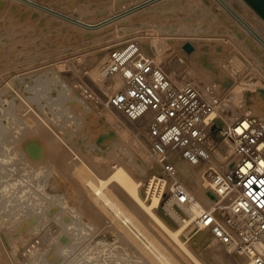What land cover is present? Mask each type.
I'll list each match as a JSON object with an SVG mask.
<instances>
[{"label": "rangeland", "instance_id": "rangeland-1", "mask_svg": "<svg viewBox=\"0 0 264 264\" xmlns=\"http://www.w3.org/2000/svg\"><path fill=\"white\" fill-rule=\"evenodd\" d=\"M41 1L94 24L142 2ZM156 1L158 7L140 11L143 7L90 29L29 2L0 0V264H160L108 221L86 183L116 166L140 181L159 172L148 139L141 141L133 127L116 124L127 118L108 105L113 93L103 95L108 77L101 68L113 45L138 42L178 85L191 81L202 89L211 84L224 98L254 80L255 88L238 94V104L264 118L258 90L264 87V45L217 0ZM238 4L264 37L261 22ZM186 40L196 52L185 53ZM229 78L233 81L227 86ZM25 142H41L44 155L30 158ZM117 187L116 182L109 185L126 208L137 212ZM155 211L169 228L180 225L165 209ZM136 214L154 228L152 235L176 264H197L156 222ZM181 238L202 264H219L212 259L211 243H197L186 231ZM210 242L218 243L213 237Z\"/></svg>", "mask_w": 264, "mask_h": 264}, {"label": "built area", "instance_id": "built-area-1", "mask_svg": "<svg viewBox=\"0 0 264 264\" xmlns=\"http://www.w3.org/2000/svg\"><path fill=\"white\" fill-rule=\"evenodd\" d=\"M116 73L125 74V86L108 97V105L132 120L152 115L150 153L162 169L145 181L146 197L169 193L193 214L196 225L210 228L231 253L264 264V121L248 114L218 130L214 114L220 98L192 84L165 85V76L138 42L110 50L106 74ZM219 134L231 154L226 168L213 177L218 201L208 207L187 190L171 157L180 152L190 163L209 162L218 149ZM221 202L227 203L223 218L218 216Z\"/></svg>", "mask_w": 264, "mask_h": 264}, {"label": "bare ground", "instance_id": "bare-ground-1", "mask_svg": "<svg viewBox=\"0 0 264 264\" xmlns=\"http://www.w3.org/2000/svg\"><path fill=\"white\" fill-rule=\"evenodd\" d=\"M22 2H26L32 6L35 7H40L43 8L44 11H51L53 14L60 15L61 18H65L67 20H70L73 23L80 24L86 28H94L100 25H104L109 23L111 20L116 19V18H123L128 15H132L131 13L136 12L138 9H141L144 7L142 10H147L154 8L155 6L158 7V4L155 5V3L158 1L156 0H142V2H137L135 5H132L131 7L125 8L123 10H119L111 15L105 16L106 18H103L102 21L94 24L91 22H88V20L76 17L71 15V13H67L64 11H61L60 9H57L52 6H48L41 0H19ZM222 6H224L234 17L235 19L244 27L246 28V31H248L256 40H258L261 44L264 45V37L258 32V25L256 26L254 22H251L250 20H246L243 14V10L241 9L240 5L238 3L241 2L242 5H244L246 8L251 10L254 14V16L261 22V26L264 30V18L260 16V14L246 1V0H238L235 2H232L230 0H217ZM148 4V6H146ZM166 4V3H165ZM146 6V7H145ZM153 6V7H152ZM42 9V10H43ZM137 13V12H136ZM51 14V13H50ZM75 15V14H74ZM127 17V18H128ZM119 18V19H120ZM128 20H123L120 21V24H125ZM124 22V23H123ZM258 28V29H257ZM131 41L128 42H123L122 44H130ZM189 42L193 49L191 51H187L184 48V45ZM147 44V43H146ZM120 45H113V49H117L118 46ZM125 46V45H124ZM127 46V45H126ZM183 50L186 52H192L195 49L194 43L192 41L186 40L183 43ZM144 47H149L148 45H144ZM123 48V47H122ZM126 48V47H124ZM147 52V51H146ZM196 52V51H194ZM148 53V52H147ZM148 55L152 58L155 68L160 70V75L163 74L165 76L166 81H163V83L166 85L167 83H173L175 86L181 87L186 84H192L196 88H198L201 92H208L211 90L213 94H215L217 97L220 98L221 105L220 108L215 112V118H216V125L218 126H230L236 122L237 119H241L245 117L246 115L250 114V106L248 105H239L238 102H240V97H238V94L242 91V85H240V88L237 90L231 89L229 92L228 98L229 100H232L231 103H229L228 98H224L220 92H218L215 88L214 85L211 84H204V88L200 89L198 84L196 82H191L188 81L182 85H178L175 79L172 78L167 71H165L164 67L161 66L160 64H157L153 58L152 55L148 53ZM109 58H110V51H109ZM108 58V59H109ZM209 61V60H208ZM208 61H204L206 65H210ZM203 63V64H204ZM205 65V66H206ZM211 66V65H210ZM107 66L101 68L102 73L105 74L108 78L104 82V84L101 86L103 88L104 92L103 95H109L110 93H114L117 91H120L124 88L125 86V74L124 73H116L113 75H107L106 74V69ZM105 68V71H104ZM212 68V67H209ZM127 74H129V71H127ZM168 75V76H167ZM238 75V74H237ZM235 74V76H237ZM159 78V77H158ZM160 79V78H159ZM174 79V80H173ZM232 81L230 78L228 79V82H226L227 86H230L232 84ZM254 81V80H253ZM247 80L246 83H244V88L243 91L244 93H249L250 89L255 88V82ZM167 82V83H166ZM124 83V85H123ZM241 84V83H240ZM243 84V83H242ZM123 85V86H122ZM238 85V83L236 84ZM235 85V86H236ZM104 86V87H103ZM120 87H122L120 89ZM237 88V87H235ZM245 90V91H244ZM258 90L262 92L261 97H264V87L258 86ZM108 97V96H106ZM224 99V100H223ZM101 100V99H100ZM228 100V101H226ZM103 102V100H102ZM241 103V102H240ZM261 106L262 100L259 102ZM116 111V110H115ZM119 112V111H117ZM122 116H124L125 120L117 121L116 124L121 125L122 127H133L134 130L136 131V134L141 141L145 140V137L149 141V146H150V138L148 135V128L151 122L152 115L150 113L136 119L132 120L126 117L123 113L119 112ZM257 117V116H256ZM260 118V117H258ZM261 120L264 121V118H260ZM219 142H218V149L216 150L215 154L212 156L211 161L209 162H200L197 164H193L188 162L183 158L180 152H174L171 157V161L176 165L177 170H178V177L182 181V183L186 186L187 190L195 195L204 205L208 207H212L216 205L218 196L214 189L212 188L213 185V177L216 172H220L227 166V158L231 154V147L225 143V141L220 137V134L218 135ZM38 142V141H37ZM144 144V143H143ZM143 146V145H142ZM24 148H25V153H27L30 158H39L42 156L43 151H42V143L39 142L33 143H24ZM144 148V147H143ZM44 155V154H43ZM218 157V159L216 158ZM152 158L156 161L154 163V169H159V171L162 169L161 165L158 163L156 158L152 156ZM28 160V159H27ZM218 164V166H217ZM192 166H199L197 167L198 169H194ZM204 166L206 169L202 168ZM152 175V174H151ZM55 177V176H54ZM148 177V176H147ZM52 180V179H51ZM23 181V180H22ZM21 181V182H22ZM144 180H135L133 177L128 175V173L125 171L124 168L120 166H116V169H114L112 172H110L107 176L99 178L98 180L95 179H87V186L89 187L91 193L94 195L96 200L98 201L99 205L102 207V209L106 212L107 219L112 225H115L116 228H119L120 231L131 241L133 239V242L135 244L139 245L141 247V251H144L143 255H145L148 259H151L153 261L159 262L160 264H176L169 255L166 253V250L164 249V246L159 243V241L152 235L154 230L150 229L144 224V221L140 220L137 216V212L142 215L143 218L149 219L150 221L156 222V224L159 225V227L163 230H165L174 241V243L179 246L183 251H186L192 261L197 264H202V262L196 258L192 252L188 249L187 247V242L185 241L184 238H181V234L186 231L187 236H190V238H195L197 243L200 244H207L211 243L209 245V250L212 252L213 255L212 259L216 260L217 263L219 264H236V261L234 259V256L241 257V259L245 260L244 262L241 260L242 263L240 264H258L254 260H250L249 258L231 253L227 247L223 244L224 247L219 244V242L215 239L212 231L210 228H201L198 225L195 224L193 214L189 212L185 207L180 206L174 202V200L170 197L169 193L165 194L162 198H147L145 194V187L143 183ZM112 182H116V185L119 187V189L124 190L127 193L128 198L133 202V207L135 208V211L129 210L126 208L119 199H117V195L115 190H112L109 188V185ZM12 185V184H10ZM120 185V186H119ZM192 186L195 188V191H192L189 189L187 186ZM17 186V185H16ZM7 187V186H6ZM50 187V186H49ZM117 187V188H118ZM8 188V187H7ZM53 190L56 188V186L52 187ZM60 189V188H59ZM8 190V189H6ZM58 190V189H57ZM60 191V190H59ZM54 192V191H53ZM58 192V191H55ZM226 202H221L219 204L220 207H218V216L220 218L225 217L226 215ZM158 209L160 213H162L161 210L165 212H169V214L180 224L178 227L173 230L167 226V224L163 221L161 218L160 214L155 211V209ZM167 210V211H166ZM164 214V212H163ZM29 218V217H28ZM31 217L28 219L30 220ZM29 222V221H28ZM148 225V224H147ZM152 228V227H151ZM150 229V230H149ZM152 230V231H151ZM156 231V230H155ZM164 231V232H165ZM167 235V236H168ZM214 238L215 241L218 243L216 245L213 244V242H210L212 240V237ZM37 243V241H36ZM199 244V245H200ZM213 244V245H212ZM32 245V244H30ZM36 245V244H35ZM33 246V245H32ZM206 246V245H205ZM221 246V247H220ZM29 245H27L26 248H28ZM25 248V249H26ZM34 250V247H32ZM225 248V249H224ZM229 252L226 253L225 251ZM32 250V251H33ZM28 251V250H27ZM24 252V251H23ZM29 252V251H28ZM209 252V253H210ZM211 254V253H210ZM157 264V263H156Z\"/></svg>", "mask_w": 264, "mask_h": 264}, {"label": "water", "instance_id": "water-1", "mask_svg": "<svg viewBox=\"0 0 264 264\" xmlns=\"http://www.w3.org/2000/svg\"><path fill=\"white\" fill-rule=\"evenodd\" d=\"M259 14L264 18V0H246ZM184 48L187 51H191L193 49L192 45L187 42L184 45Z\"/></svg>", "mask_w": 264, "mask_h": 264}]
</instances>
